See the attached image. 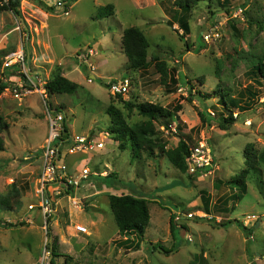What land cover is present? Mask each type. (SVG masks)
<instances>
[{"label": "rangeland", "instance_id": "374dc122", "mask_svg": "<svg viewBox=\"0 0 264 264\" xmlns=\"http://www.w3.org/2000/svg\"><path fill=\"white\" fill-rule=\"evenodd\" d=\"M45 1L54 9L34 0L44 34L35 36L33 26V46L16 30L14 15L0 12V86H8L0 91V115L7 124L0 194L13 197L12 209L0 210V264H40L44 257L49 264H264V163L248 175L244 190L229 184L247 167L248 145L264 153V82L256 83L264 56V0L201 2L185 18L188 33L180 27L175 0H77L68 12L60 5L64 0ZM107 5L114 6L115 14L96 20ZM131 27L141 29L150 43L151 63L143 71L129 66L122 49L124 31ZM44 38L56 47V60ZM22 43L31 51L38 45L50 51L47 65L54 70L61 63L79 90L50 100L23 90L18 96L14 88L24 79L17 66L5 63ZM122 81L131 82L128 94L119 95L125 102L154 103L171 111L181 106L174 118L163 121L168 127L154 123L159 147L138 149L128 139L122 149L113 139L111 104L128 115L130 126L148 121L137 108L126 110L110 92L111 83ZM48 104L65 111L69 131L105 143L103 149L67 157L71 182L88 169L94 188L85 181L72 183L56 198L51 187L60 188L48 186L46 195L56 203V216L49 221L37 196ZM231 113L236 122L223 130L219 124ZM180 140L191 151L185 173L161 148L176 149ZM123 193L148 200L151 220L139 248L124 244L127 237L120 235L109 204L110 194ZM171 215L181 245L166 254L162 246H175ZM78 225L87 232L79 233Z\"/></svg>", "mask_w": 264, "mask_h": 264}, {"label": "trees", "instance_id": "16d2710c", "mask_svg": "<svg viewBox=\"0 0 264 264\" xmlns=\"http://www.w3.org/2000/svg\"><path fill=\"white\" fill-rule=\"evenodd\" d=\"M61 0H59L60 2ZM76 2L77 0H64L60 3L62 7H69L70 2ZM211 1V0H175V5L180 8L181 17L179 19V24L181 29H183L186 33L189 32L188 22H186V16L191 14L192 9L197 6L201 2ZM58 2V3H59ZM21 0H10L8 6L0 7L1 11H14L16 15H20L19 7ZM41 5L46 9L53 10L52 7H47L48 5L45 2H41ZM115 14V8L113 5H107L99 9L98 14L95 16L96 20L106 19ZM150 47V43L144 34V32L137 28L131 27L124 31L122 36V49L124 54L126 55L129 66L134 70H145L151 62L147 60L148 57V49ZM159 67V65H158ZM163 72V71H162ZM168 75L165 70V74ZM258 79L256 83L261 86V83L264 82V56L259 59L258 62V70H257ZM165 80H163L164 83ZM170 81L172 84L176 83V79L174 76H170ZM167 85V84H166ZM7 84H2L0 86V91H4L7 88ZM79 85L69 80L68 78L63 76V72L60 67H56L52 75L47 82L46 88L50 97L54 95H74L79 90ZM131 88V83L129 87V91ZM222 102L224 103V96L222 95V91L219 92ZM252 95V94H251ZM120 101L123 102L124 106L127 108L126 110L132 111L133 108H137L139 114L148 121H144L143 123H136L133 126L127 122L128 115H126L121 109L111 104L107 109V113L111 117L113 127L110 128L111 134L113 135V139L119 142V147L125 149V140H128L132 143L134 147L138 149L144 148L147 150H151L154 147H157L158 143L153 139V135L156 134L155 131V122H159L160 125L168 127L169 124L167 122H163L164 120H169L175 117V112H179L181 106L178 105L177 108L173 111L168 110L162 107L159 104L154 103H141L137 106L134 105L133 102H125L121 96L117 97ZM236 120L232 117V113L227 119H222L219 126L225 130L227 129L226 124H233ZM7 124L5 123L3 117L0 115V152L5 149V140L2 136V133L5 131ZM159 147V146H158ZM162 151L165 153L169 162L176 168H178L182 172H186L188 169L187 157L191 156V151L188 147V144L185 140H180L178 147L176 149L165 150L163 146ZM135 150V149H134ZM247 159L246 169H244L236 179H233L229 184L236 186L239 189H245L246 179L248 175L257 169L258 164L260 162L264 163V153L258 154L254 150V146L252 144L248 145L246 148ZM112 174L107 175L104 179L111 178ZM134 194V193H133ZM121 194V195H109V204L111 210L114 214L115 221L119 228L120 235L127 237L124 241L126 246H134L135 248H139L141 245V239L144 236L146 228L150 224V212L148 207V200L142 196L137 194ZM12 196H3L0 194V210H10L12 209ZM231 224V222H227L224 226ZM13 226V225H11ZM170 226L171 233L175 241V246L172 249H166L164 246L161 247V250L170 254L177 247L181 245V238L178 236V230L176 223L174 221V216L170 217ZM243 227V225H241ZM243 231L249 232L250 229L247 227H243ZM135 236L139 238L140 241L136 243L135 240H130L129 237ZM123 243V242H122ZM157 248V247H156ZM53 255L56 257L57 254L53 251ZM52 264L54 262L52 261Z\"/></svg>", "mask_w": 264, "mask_h": 264}, {"label": "built area", "instance_id": "2783aa9c", "mask_svg": "<svg viewBox=\"0 0 264 264\" xmlns=\"http://www.w3.org/2000/svg\"><path fill=\"white\" fill-rule=\"evenodd\" d=\"M10 0H0V7L8 6ZM64 8V7H62ZM34 0H21L19 11L20 15H16L14 11H10L16 20L17 28L23 38L29 41L31 37L30 29L35 27L36 34H41V26H37L38 16ZM68 12V7L64 8ZM241 10V9H240ZM242 11V10H241ZM208 36V35H206ZM27 48V47H26ZM25 48V44H21L18 51L10 54L7 57L6 67L17 66V75L19 79H24V84H18L14 91L19 96L20 91L23 90L25 94L36 92L42 98H49L47 93L48 76L43 73H32L30 62L34 63L33 54ZM35 55V53H34ZM130 83L128 81L113 82L109 85L110 92L114 96L125 95L129 92ZM47 119L49 123V131L45 146L41 150L42 169L39 179L40 188L38 190V198L41 201V210L46 220L52 219L56 216V203L54 198L62 196V188L68 191V188L73 185L78 186L83 181L89 183L94 188V184L89 182L88 169H83L79 179L71 182L69 173L71 172L70 166L65 161L69 155L92 152L97 149L104 148V142L89 135L75 134L67 128V117L63 110L53 109L50 104L47 105ZM57 185L60 189L54 191L55 197L47 196L46 193L50 188L48 186ZM68 195H65V197ZM70 199V198H69ZM76 206H81V202H74ZM33 207V206H32ZM79 233H86L87 228L81 225L77 226ZM49 256V252L46 253ZM40 264H49L48 258L44 257Z\"/></svg>", "mask_w": 264, "mask_h": 264}, {"label": "crops", "instance_id": "0c3cea01", "mask_svg": "<svg viewBox=\"0 0 264 264\" xmlns=\"http://www.w3.org/2000/svg\"><path fill=\"white\" fill-rule=\"evenodd\" d=\"M41 1H43V2H46L45 0H41ZM49 3V2H48ZM51 3H49V5H50ZM38 20H39V22H37V26L39 25V23L41 24V18L38 16ZM41 26V25H40ZM33 29V28H32ZM32 32V30L30 29V33ZM42 32H44L43 31V29H41V33ZM44 34V33H43ZM43 34H39V35H43ZM38 34L37 35H35V36H39ZM49 40H47V38H44L43 39V45H45L46 44V42H48ZM31 42H32V46H33V44H34V42H35V37H34V35H33V37L31 38L30 37V40L29 41H27V45L28 44H31ZM39 43H40V41H38ZM48 45V47H49V49H50V51L52 52V57L56 60V55H57V49H56V47L55 46H53L52 45V43L50 44V41H49V44H47ZM38 46H40V45H38ZM38 46L37 47H35V49L34 50H32V54H33V57H34V67H35V70H36V72L37 71H42L43 72V74H45L46 76H48V79L51 77V75H52V68L51 67H49V65H47V62H50L52 59H50L51 57H50V54H51V52L50 51H48V50H44L43 48H41V47H39L38 48ZM25 48H26V45H25ZM29 50H30V47H27ZM42 49V50H41ZM34 53H35V55H34ZM84 53V52H83ZM60 68H61V63H60ZM88 68V67H87ZM63 72V71H62ZM63 76L64 77H66V75L64 74V72H63ZM67 78V77H66ZM90 78H92V79H95V76H91ZM100 141H104V140H101V139H99ZM108 190H114L113 188H110V189H108ZM67 211H70L69 213H72L73 211H72V209L70 208V210H67ZM68 215L67 214H63L62 215V217L63 218H65L66 219V221H69V219H68V217H67ZM79 224V223H78Z\"/></svg>", "mask_w": 264, "mask_h": 264}, {"label": "clouds", "instance_id": "9594fccd", "mask_svg": "<svg viewBox=\"0 0 264 264\" xmlns=\"http://www.w3.org/2000/svg\"><path fill=\"white\" fill-rule=\"evenodd\" d=\"M70 4H71V2H70ZM70 8V5H69V7H68V9ZM64 12H65V10H64ZM30 40V39H29ZM31 54H32V51L31 50H29L28 48H26ZM15 52V51H14ZM30 66H31V70H32V73H35L36 72V70H35V67H34V64H33V62H32V60H31V62H30ZM88 69V68H87ZM38 73H43L42 71H37ZM50 79V78H49ZM49 79H48V81H49ZM47 81V82H48ZM48 93V92H47ZM48 96H49V94H48ZM50 96H49V98L47 99V100H50ZM52 107V106H51ZM53 109H57V110H60V109H58V108H54V107H52ZM61 110H63V109H61ZM65 112V111H64ZM67 117V116H66ZM91 136V135H90ZM43 148V147H42ZM42 148H41V150H42Z\"/></svg>", "mask_w": 264, "mask_h": 264}, {"label": "water", "instance_id": "95a60500", "mask_svg": "<svg viewBox=\"0 0 264 264\" xmlns=\"http://www.w3.org/2000/svg\"><path fill=\"white\" fill-rule=\"evenodd\" d=\"M84 70H87V66H85V69ZM263 219H264V217H263ZM259 223H257V225H258Z\"/></svg>", "mask_w": 264, "mask_h": 264}]
</instances>
